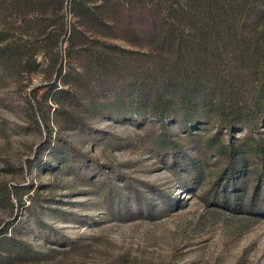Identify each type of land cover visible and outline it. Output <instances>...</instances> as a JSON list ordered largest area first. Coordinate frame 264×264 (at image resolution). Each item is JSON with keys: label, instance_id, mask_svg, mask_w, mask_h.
<instances>
[{"label": "rangeland", "instance_id": "1", "mask_svg": "<svg viewBox=\"0 0 264 264\" xmlns=\"http://www.w3.org/2000/svg\"><path fill=\"white\" fill-rule=\"evenodd\" d=\"M48 87L43 72L0 79V231L38 250L77 241L50 264H264V156L230 150L263 142L264 117L137 116L96 82L62 115Z\"/></svg>", "mask_w": 264, "mask_h": 264}, {"label": "trees", "instance_id": "2", "mask_svg": "<svg viewBox=\"0 0 264 264\" xmlns=\"http://www.w3.org/2000/svg\"><path fill=\"white\" fill-rule=\"evenodd\" d=\"M38 72L57 114L76 110L96 82L126 93L123 111L137 116L257 126L264 0H0V79L19 83ZM247 141L232 145V156H264V140ZM6 230L0 264H50L78 249L77 241L34 249Z\"/></svg>", "mask_w": 264, "mask_h": 264}]
</instances>
